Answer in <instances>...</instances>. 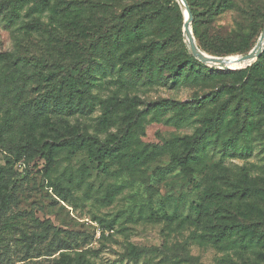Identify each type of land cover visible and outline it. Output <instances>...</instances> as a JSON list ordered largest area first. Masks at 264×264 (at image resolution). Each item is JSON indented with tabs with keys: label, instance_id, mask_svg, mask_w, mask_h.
<instances>
[{
	"label": "rangeland",
	"instance_id": "obj_1",
	"mask_svg": "<svg viewBox=\"0 0 264 264\" xmlns=\"http://www.w3.org/2000/svg\"><path fill=\"white\" fill-rule=\"evenodd\" d=\"M14 1L19 18L9 28L5 22ZM37 1L42 0H0V80L10 74L19 50L48 59L47 52L63 51L65 62L75 58L80 70L93 69L92 107L88 113L48 117L44 128L39 122L33 128L14 123V133L0 141V168L8 184L2 192L9 194L6 206L0 198V264H264V199L238 198L231 187L233 180L242 183L247 177L258 179L248 188L264 191V141L253 132L238 142L234 156H223L222 138L215 141L220 133L211 130L189 165L177 161L192 152V142L204 138L207 116L213 114L207 111L215 109L200 110L196 103L208 102L216 86L240 84L248 76L209 80L207 70L251 65L221 70L202 63L205 69L194 72L188 64L191 78L174 80L171 69L184 54L179 61L166 57L175 49L187 50L176 1L182 23L172 25L175 49L163 55L158 74L135 81L118 62L112 67L101 59V15L80 23L85 35L75 37L81 30L75 28L59 45L49 43L48 36L39 44V37L24 33L25 15ZM43 1L49 7L40 20L54 26L50 10H62L64 0ZM204 2L218 8L201 17L199 38L193 35L202 52L244 55L256 45L264 30V0ZM94 22L100 24L98 33L91 32ZM0 86L12 88L5 82ZM38 88L30 85L32 98L45 91ZM76 137L85 147L67 144ZM19 142L31 150L29 156L14 155ZM98 148L103 166L94 161ZM55 187L66 192V200Z\"/></svg>",
	"mask_w": 264,
	"mask_h": 264
},
{
	"label": "trees",
	"instance_id": "obj_2",
	"mask_svg": "<svg viewBox=\"0 0 264 264\" xmlns=\"http://www.w3.org/2000/svg\"><path fill=\"white\" fill-rule=\"evenodd\" d=\"M186 2L192 15L193 35L198 39L201 17L206 12L212 13L218 5L213 8L212 3H203V0H186ZM16 4L18 2L14 1L12 6ZM48 5V1H37L25 15L29 20L21 28L24 33L39 37V44L44 36L51 37L49 43L53 45L62 44L60 42L65 39L64 35L73 32L75 28L81 30L74 36L81 37L88 31L82 29L80 23L85 22L87 17L101 15L98 21L103 26V34H98V40L103 41L105 47L101 59L110 63L112 67L114 61L118 62L120 71H129L135 81L151 79L159 73L160 67L166 61H179L183 54L184 58L171 69L174 80L185 79L189 76L191 78L186 70L188 64L189 69H194V72H197L199 68L205 69V66L189 55L186 49L181 53L174 47L176 33L172 25L177 22L179 25L182 23V15L176 0H64L62 10L58 12L50 10L49 19L54 21V26L40 20V15L43 14L41 12L49 7ZM15 9L16 6L13 7L5 22L9 28L19 18V13ZM36 9L37 12L34 13ZM169 14L172 18L166 21ZM99 23L92 24L91 29L96 30L91 32L98 33ZM167 26L171 27V32L166 28ZM148 32L151 34L147 35ZM198 47L205 50L200 44ZM170 49H175L171 53L172 57L163 56L167 52L170 55ZM249 49L250 47L239 53H245ZM47 54L50 55L49 59L42 55L29 56L27 51L19 50L15 61L10 65V74L0 80V84L5 82L12 87L5 89L0 86V141L14 133V123L23 122L33 128L35 123L39 122L44 128L48 117H70L77 113H88L91 110L89 90L93 87L95 80L92 78L94 77L93 69L80 70L82 68L75 58H68V62H65L62 60V57L66 55L63 51L47 52ZM211 54L223 55L222 53ZM3 56L9 58V55ZM161 56L163 57L160 58ZM131 57L134 59L128 60ZM165 57L167 60L161 63L160 61L165 60ZM241 72L248 74L244 82L220 84L209 96L208 102L196 103L201 107L200 110L207 111L211 105L215 106V109L207 111L213 114L207 116L210 121L204 132V138L201 136L195 144L192 142V152H188L177 160L183 167L189 165L192 157H196V149L204 146L210 138L205 140L211 130L220 133L215 141H220V137L222 138L220 151L223 156L229 154L234 156L239 147L238 142L246 141L248 135L253 132L256 138L264 141V51L249 68L239 71L208 69L207 73L210 76L207 79L211 80L215 76L230 77ZM35 83L40 86L38 90L45 91L39 97L32 98L29 94V87ZM21 118L25 120H20ZM18 135L19 140L22 141L23 132ZM78 142H80L79 145ZM84 143L78 137L67 142L72 147H85ZM101 151L102 148H98L94 153V161L99 166L104 164L100 158ZM30 153H32L31 150L22 146L20 142L14 149V155L17 157H27ZM45 156L48 158L49 154ZM220 179L227 178L223 176ZM251 182L256 183L258 179L251 181L246 177L242 183L233 180L231 187L235 189L238 198L264 199V191L261 193L258 189L248 188ZM7 188L5 170L0 168V193H2L0 198L3 206H6L9 200V194L2 192ZM55 188L57 196L63 201L66 200V192L60 187ZM235 227L239 225L236 224ZM232 229L231 225L226 230L231 231Z\"/></svg>",
	"mask_w": 264,
	"mask_h": 264
},
{
	"label": "water",
	"instance_id": "obj_3",
	"mask_svg": "<svg viewBox=\"0 0 264 264\" xmlns=\"http://www.w3.org/2000/svg\"><path fill=\"white\" fill-rule=\"evenodd\" d=\"M180 5L184 20H183V37L186 48L195 59L199 62L218 68L221 70H237L246 65H252L264 51V30L258 38L256 45L244 55H235L227 57H216L202 52L196 45L195 39L191 30L192 15L186 0H176Z\"/></svg>",
	"mask_w": 264,
	"mask_h": 264
}]
</instances>
